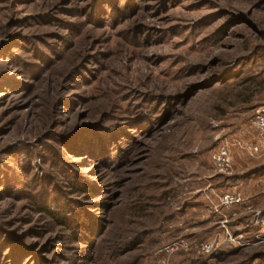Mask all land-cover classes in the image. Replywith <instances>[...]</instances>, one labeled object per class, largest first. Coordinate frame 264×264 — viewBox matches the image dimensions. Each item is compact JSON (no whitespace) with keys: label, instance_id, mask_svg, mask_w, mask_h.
<instances>
[{"label":"rangeland","instance_id":"obj_1","mask_svg":"<svg viewBox=\"0 0 264 264\" xmlns=\"http://www.w3.org/2000/svg\"><path fill=\"white\" fill-rule=\"evenodd\" d=\"M263 103L264 0H0V264H264Z\"/></svg>","mask_w":264,"mask_h":264},{"label":"built area","instance_id":"obj_2","mask_svg":"<svg viewBox=\"0 0 264 264\" xmlns=\"http://www.w3.org/2000/svg\"><path fill=\"white\" fill-rule=\"evenodd\" d=\"M252 126L257 131V133H259V135L264 138V103L256 108L252 119ZM262 147L263 146L257 144L250 148L249 151L253 154H256L262 149ZM212 159L216 169L219 171L226 170L231 166L232 163L231 155L225 145L218 146L212 156ZM240 200V195L234 193H227L222 197V203L227 207L232 206L234 202H238Z\"/></svg>","mask_w":264,"mask_h":264}]
</instances>
